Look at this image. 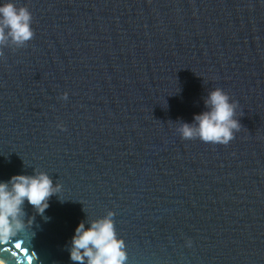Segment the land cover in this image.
<instances>
[{
	"label": "water",
	"instance_id": "95a60500",
	"mask_svg": "<svg viewBox=\"0 0 264 264\" xmlns=\"http://www.w3.org/2000/svg\"><path fill=\"white\" fill-rule=\"evenodd\" d=\"M14 2L35 34L0 56V180L35 168L65 200L26 204L34 235L0 264H73L75 227L109 210L126 264H264V0ZM217 87L240 131L181 139Z\"/></svg>",
	"mask_w": 264,
	"mask_h": 264
},
{
	"label": "clouds",
	"instance_id": "9594fccd",
	"mask_svg": "<svg viewBox=\"0 0 264 264\" xmlns=\"http://www.w3.org/2000/svg\"><path fill=\"white\" fill-rule=\"evenodd\" d=\"M34 34L29 9L17 7L14 0H0V56L5 47L13 50L24 47ZM67 97L65 92L60 99ZM203 105L204 110L193 114L191 122L178 121L176 132L184 140L229 144L241 129L237 118L238 102L217 87L207 92ZM57 127L63 130V125ZM62 191L60 183H54L48 173L35 168L31 174H16L6 181L0 180V243L18 236L30 239L34 235L31 227L35 216L27 215L25 205L44 217L51 197L56 196L64 202ZM114 216L109 210L102 217L88 219L86 216L78 223L68 243L69 259L73 264H126V243L116 233ZM22 242L18 240L16 246ZM186 244L191 247L192 241Z\"/></svg>",
	"mask_w": 264,
	"mask_h": 264
},
{
	"label": "snow or ice",
	"instance_id": "6c2138e0",
	"mask_svg": "<svg viewBox=\"0 0 264 264\" xmlns=\"http://www.w3.org/2000/svg\"><path fill=\"white\" fill-rule=\"evenodd\" d=\"M18 249L21 247V245H19V246H16Z\"/></svg>",
	"mask_w": 264,
	"mask_h": 264
}]
</instances>
